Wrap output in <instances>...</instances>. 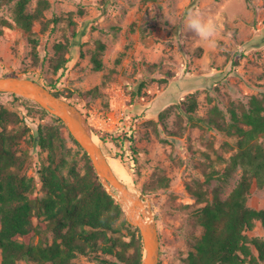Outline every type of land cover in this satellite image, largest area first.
Segmentation results:
<instances>
[{"label": "rangeland", "instance_id": "374dc122", "mask_svg": "<svg viewBox=\"0 0 264 264\" xmlns=\"http://www.w3.org/2000/svg\"><path fill=\"white\" fill-rule=\"evenodd\" d=\"M38 1L33 0L29 9ZM49 2L46 29L43 31L38 22L33 35L15 20L14 0L0 3V76L35 77L45 85L53 84L79 106L105 152L121 161L119 154L126 158L123 164L149 200L160 233L159 264H184L204 231L194 213L204 202L189 186L216 187L225 199L242 174V168L237 167L225 177L206 182L205 172L226 166L225 161H217V155L229 157L237 138L206 121L191 120L188 105L195 99L198 106L192 114L204 119L210 108L218 105L229 120L232 103L248 107L253 95L264 98V0ZM197 10L215 25L211 42L184 28L187 14ZM166 16L175 25L164 20ZM55 17L59 18L57 23ZM68 17L76 22L75 33L68 26ZM30 36L39 40L37 57ZM58 42L68 43L70 60L55 71ZM100 42L105 44L103 67L96 69L93 56ZM0 103L28 118L33 134L39 122L49 121L40 113L30 114L32 103L10 92L0 93ZM166 111L163 119L161 114ZM69 133L63 128L68 157L76 158L78 170L83 172L85 158ZM125 134H133L136 151ZM29 138L28 134L21 137L17 146L29 152L27 173L36 177L35 195L43 196L38 170L48 153ZM259 141L264 143V136ZM158 168L170 177V184L147 191L146 185L155 179ZM248 205L264 208V186L253 183ZM123 232L126 240L131 239V231ZM248 234L264 238L262 223L257 221ZM132 253L133 248H129L127 254ZM103 257L128 264L115 256L83 254L74 264H108ZM21 264L35 262L23 260Z\"/></svg>", "mask_w": 264, "mask_h": 264}, {"label": "trees", "instance_id": "16d2710c", "mask_svg": "<svg viewBox=\"0 0 264 264\" xmlns=\"http://www.w3.org/2000/svg\"><path fill=\"white\" fill-rule=\"evenodd\" d=\"M6 1L13 0H0V3ZM14 1L15 20L19 25L31 35L38 22L43 24V31L46 29L44 17L45 10L50 6L49 0H39L32 10L29 6L33 0ZM58 20V17L53 19L54 23ZM67 22L75 33V20L68 17ZM30 40L34 56L37 57L39 40L34 36H30ZM68 48L65 42L55 44V71L64 68L70 60L66 54ZM104 49L105 44L100 42L93 56L96 69L103 67L101 55ZM46 86L58 96L67 98L55 90L53 84ZM11 94L32 103L34 108L29 109L30 114L40 113L48 116L49 121L39 122L36 134H33L34 128L28 118L0 103L1 264H21L23 260L35 264H74L80 254L115 256L128 264H142V235L139 233L136 236L139 228L126 219L122 206L104 185L89 155L71 133L85 158L84 171L78 170L76 158L68 157L63 136L66 124L63 120L36 101ZM197 106L195 99L188 105L191 120L206 121L211 127L237 138L236 148L229 157L217 155V161H225L226 166L221 170L212 168L205 172L206 182L215 177H225L237 167L242 168V174L225 199L216 187L189 186L197 199L204 202L194 212L197 223L204 231L184 264H261L264 262V238L250 236L248 232L255 228L257 221L264 227V208L248 205V197L254 182L259 187L264 186V143L259 141L264 136V98L253 95L248 107L232 103L229 120L218 105L210 108L207 118H194L192 112ZM166 114L167 111L163 112L161 117L164 119ZM27 134L30 136L28 141L48 153L46 163L44 161L38 170L43 196L35 195L36 177L27 173L29 152L17 146L19 139ZM125 136L131 142L130 148L136 151L133 134ZM100 137L106 141L104 135ZM113 139L117 141L118 137L113 136ZM119 156L126 163V158ZM155 176L146 185L147 191L170 184L171 179L163 169L158 168ZM124 229L133 233L131 239L124 238ZM129 248H133L131 255L127 254ZM102 260L108 264H119L117 260L107 257Z\"/></svg>", "mask_w": 264, "mask_h": 264}, {"label": "water", "instance_id": "95a60500", "mask_svg": "<svg viewBox=\"0 0 264 264\" xmlns=\"http://www.w3.org/2000/svg\"><path fill=\"white\" fill-rule=\"evenodd\" d=\"M0 92L16 93L36 101L51 114L60 117L66 128L87 152L100 179L122 206L126 219L139 228L144 246L142 264H159L161 241L158 223L149 200L135 195L122 181L109 162L103 147L95 141V132L85 113L71 100L58 96L44 83L31 77L0 76ZM119 191L121 198L116 197ZM127 205V211L124 206Z\"/></svg>", "mask_w": 264, "mask_h": 264}, {"label": "clouds", "instance_id": "9594fccd", "mask_svg": "<svg viewBox=\"0 0 264 264\" xmlns=\"http://www.w3.org/2000/svg\"><path fill=\"white\" fill-rule=\"evenodd\" d=\"M164 20L175 25L171 17H165ZM184 28L199 37L200 40L211 42L215 35V25L203 19L199 11H190L184 20Z\"/></svg>", "mask_w": 264, "mask_h": 264}, {"label": "bare ground", "instance_id": "6f19581e", "mask_svg": "<svg viewBox=\"0 0 264 264\" xmlns=\"http://www.w3.org/2000/svg\"><path fill=\"white\" fill-rule=\"evenodd\" d=\"M95 141L98 144H100L97 135H95ZM109 162L111 166L113 167L114 171L116 172V174L119 176V178L122 181H124L127 185H129V188L133 194L135 195L142 194L140 187L134 182L131 173L128 171L127 167L123 164V162L119 158H117L115 155H110ZM115 194L118 199L121 198L119 191H115ZM124 207L127 211V205Z\"/></svg>", "mask_w": 264, "mask_h": 264}]
</instances>
